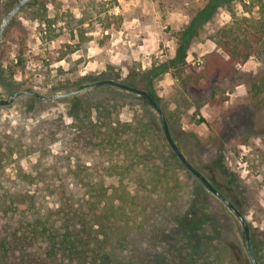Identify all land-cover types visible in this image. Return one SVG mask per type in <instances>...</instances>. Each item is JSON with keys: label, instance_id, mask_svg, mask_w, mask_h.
Returning a JSON list of instances; mask_svg holds the SVG:
<instances>
[{"label": "rangeland", "instance_id": "obj_1", "mask_svg": "<svg viewBox=\"0 0 264 264\" xmlns=\"http://www.w3.org/2000/svg\"><path fill=\"white\" fill-rule=\"evenodd\" d=\"M18 1L0 0V24ZM39 1L47 3L49 18L55 23L49 31L44 22L20 11L6 28L3 41L9 52L4 67L16 57L12 32L20 23L28 32V61L25 69H16L12 76L6 72V79L0 78V95L8 98L16 90L41 86L51 78L68 87L46 95L77 90L100 78H112L109 72L119 74L118 80L131 86L153 90L164 111L179 117L173 129L189 161L245 216L254 255L258 264H264V107H257L249 93L253 78L263 76L264 63L255 56L228 63L229 56L214 34L230 23L229 11L219 8L210 21L201 25L182 68L165 71L161 63L175 55L179 32L208 0ZM235 7L240 14L249 15L242 4ZM226 71L229 76H225ZM10 82L17 83L19 89L14 90ZM126 92L130 91L97 87L89 95L83 92L61 97L44 108L32 103L30 95H21L9 105H0V140L21 141V136L25 137L41 118L61 116L66 123H73L78 110L113 101L119 103L113 112L115 122H129L144 114L155 128L157 139L164 138L156 110L138 98L139 94L130 96ZM52 149L57 153L60 144ZM35 156L22 161L28 171ZM14 164L6 169L12 180L17 173ZM180 175L201 200L197 217L204 220L189 218L183 230L172 228L171 236L155 247L145 241L138 252L127 243L117 245L113 249L118 255L117 264H174L162 254L163 246L172 252L194 254L198 257L196 264H222L214 256L203 254L207 249L214 250L213 246L225 247L233 261L227 257L225 264H242L237 261L245 259L251 264L239 219L188 169H180ZM107 184L117 185L116 178H108ZM43 186L39 182L27 189L44 194ZM69 186L83 192L73 183ZM49 202L54 204L51 199ZM181 243L186 246L179 247ZM106 260L105 264H112L110 257Z\"/></svg>", "mask_w": 264, "mask_h": 264}, {"label": "trees", "instance_id": "obj_2", "mask_svg": "<svg viewBox=\"0 0 264 264\" xmlns=\"http://www.w3.org/2000/svg\"><path fill=\"white\" fill-rule=\"evenodd\" d=\"M237 3L249 15L240 14ZM222 7L229 11L231 21L217 29L214 37L229 56L228 63L252 56L264 63V0H208L179 32L175 55L161 63L165 71L186 64L192 39ZM22 11L27 12L28 18L44 22L49 31L55 23L49 18L46 2L32 0ZM12 35L17 45L16 57L7 67L3 61L9 49L5 40L0 45L2 80L6 79V72L12 76L16 69H25L28 61V32L20 23ZM109 74L118 80L119 74ZM226 75L229 76L228 71ZM10 83L14 90L19 89L17 83ZM104 86L125 91L113 85ZM66 87L67 83L51 78L41 86L26 88L49 94ZM147 91L160 105L158 95ZM249 93L257 107H264V74L253 78ZM89 94L90 91L83 93ZM126 94L135 96L132 92ZM28 97L42 108L49 104ZM137 97L150 105L145 96ZM118 105L113 101L86 106L76 112L73 123H66L61 116L41 118L26 138L21 136V141L0 140V264H105L108 257L112 264H117L118 255L113 251L117 245H132L133 252L140 251L145 241L155 247L171 236L172 228L183 230L189 218L198 216L201 200L181 177L180 169L187 168L166 138L157 139L155 128L144 114L129 122H115L113 112ZM164 113L173 139L185 154L173 129L179 117ZM56 143L60 149L54 153L52 146ZM32 155L36 156L28 171L22 161ZM13 164L17 168L14 180L6 173ZM108 178H116L117 185L107 184ZM39 182L44 184V194L30 193L27 187ZM70 183L83 192L71 188ZM134 229L135 233L130 234ZM167 248L163 246L161 252L174 264L198 261L194 254H180ZM213 249H207L203 255L214 256L222 264L228 257L233 263L225 247ZM237 263L249 264L246 259Z\"/></svg>", "mask_w": 264, "mask_h": 264}, {"label": "water", "instance_id": "obj_3", "mask_svg": "<svg viewBox=\"0 0 264 264\" xmlns=\"http://www.w3.org/2000/svg\"><path fill=\"white\" fill-rule=\"evenodd\" d=\"M32 0H19L13 7L12 9L5 15L3 18L1 24H0V45L5 37V30L6 28L11 24L13 19L19 14V12L22 10L24 6L27 5L28 2ZM113 85L118 88H121L123 90H127L142 96H145L146 99L148 100L149 104L156 110L158 115L161 118L162 124H163V129H164V134L167 142L171 146L172 150L177 154V156L180 158L182 163L186 166V168L193 174L195 175L201 182L205 184V186L213 192L234 214L235 216L239 219L241 222L243 228H244V242L246 246V250L249 256V261L251 264H258L257 259L254 255L252 245H251V234H250V227L249 224L245 218V216L242 214V212L237 208V206L226 196L224 195L221 191H219L211 182L210 180L201 172L199 171L190 161L189 159L185 156V154L182 152V150L179 148L175 140L173 139L172 132L170 130L168 121L166 119L165 113L156 101V99L147 91L144 89H140L138 87H134L128 84H125L119 80L110 78V77H104L100 78L98 80H95L89 85L83 86L77 90H71L67 92H57L52 95H46L39 93L37 91H33L31 89H19L14 91L9 95L8 98H3L0 95V105H9L13 103L19 96L21 95H30L34 96L42 101L45 102H51L55 99L61 98V97H68L77 93H83L87 92L90 90L95 89L98 86L101 85Z\"/></svg>", "mask_w": 264, "mask_h": 264}]
</instances>
